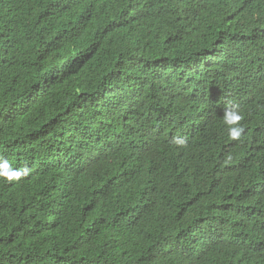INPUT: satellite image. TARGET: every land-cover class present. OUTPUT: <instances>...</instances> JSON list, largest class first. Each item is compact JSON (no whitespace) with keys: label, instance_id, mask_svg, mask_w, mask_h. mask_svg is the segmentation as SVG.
Returning <instances> with one entry per match:
<instances>
[{"label":"trees","instance_id":"1","mask_svg":"<svg viewBox=\"0 0 264 264\" xmlns=\"http://www.w3.org/2000/svg\"><path fill=\"white\" fill-rule=\"evenodd\" d=\"M203 97L238 140L166 137ZM147 104L143 165L117 128ZM5 161L0 264H264V0H0Z\"/></svg>","mask_w":264,"mask_h":264},{"label":"clouds","instance_id":"2","mask_svg":"<svg viewBox=\"0 0 264 264\" xmlns=\"http://www.w3.org/2000/svg\"><path fill=\"white\" fill-rule=\"evenodd\" d=\"M186 87L190 94H201L206 91L205 87L199 81H191ZM205 98L198 99L197 105L189 106L184 112H182L178 119L174 121L173 126L167 131L164 130L166 137L174 138L176 145L183 146L185 141L182 138H178L181 132L187 135L188 138H197L199 133L204 127H209L222 123L224 126H228V135L231 140H238L244 132V126L240 123L243 120V116L235 110H227L224 113L218 112L220 109L217 105L209 107L205 102ZM224 118V122H223ZM163 122L164 118L162 114L157 112V109L153 104H147L142 109L133 110L132 108L125 112L121 117L118 128L117 136L121 144H123L128 150L134 153V160H138L141 164H147L151 161L152 147L158 144L162 139H158L157 131L160 129V125L157 121ZM149 127L155 132V139L150 142L146 139V131H149ZM146 130V131H145ZM80 132L77 131L75 136ZM145 132V133H144ZM83 135H80L81 137ZM165 137V138H166ZM177 137V138H175ZM6 171L0 172V177L6 178L8 181L13 179H19L21 176L20 171L10 170V165L5 161L0 165ZM244 252L243 246L239 244L237 246ZM247 256V255H246ZM197 264V263H193ZM209 264H246L245 257H215Z\"/></svg>","mask_w":264,"mask_h":264}]
</instances>
